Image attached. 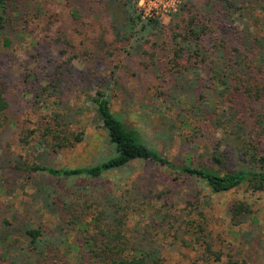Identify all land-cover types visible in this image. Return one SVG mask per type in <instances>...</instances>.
I'll use <instances>...</instances> for the list:
<instances>
[{
	"label": "trees",
	"instance_id": "trees-1",
	"mask_svg": "<svg viewBox=\"0 0 264 264\" xmlns=\"http://www.w3.org/2000/svg\"><path fill=\"white\" fill-rule=\"evenodd\" d=\"M136 3L103 0L113 38L126 45V54L139 55L152 64L151 50L164 35L165 25L159 18L141 19ZM10 5L13 0H0V28L8 20ZM214 22L227 31L215 33ZM167 26L170 56L166 65L155 66L154 70L163 81H171L167 98L173 105L187 103L193 112L190 119L204 117L220 131L208 161L198 165L170 161L111 110L109 94L103 88L86 94L85 103L76 108L63 104L58 98L66 88L64 75L70 71L50 64L45 79H36L32 93V104L42 115L36 141L44 151L36 154L38 162L16 159L13 166L25 174L31 192L22 212L16 209L0 220V257L4 264H47L60 258L64 249L78 252V256L86 253L95 264H169L155 239L138 237L136 232L126 234V205L95 185L104 175L134 160L165 165L187 179L201 181L213 194L239 187L254 193L264 191V113L253 114L247 126L229 104L236 97L256 104L263 98L264 0H204L200 7L194 0H185ZM86 103L92 111L90 124L104 131L107 153L80 166L49 164L46 153H59L84 139ZM8 107L0 75V131L6 124ZM71 124L80 128L73 130ZM230 155L238 161V167L232 170L226 168L232 160ZM71 180L78 183L71 192L74 200L60 196L56 185ZM208 203L197 200V205ZM197 211L203 216L202 210ZM228 211L233 224L255 218L250 204L244 201L234 202ZM89 213L90 218L85 220ZM188 224L195 227L192 220ZM197 231V240L202 239L216 264H242L231 259L219 262L221 254L211 249L204 228L198 225Z\"/></svg>",
	"mask_w": 264,
	"mask_h": 264
},
{
	"label": "rangeland",
	"instance_id": "rangeland-1",
	"mask_svg": "<svg viewBox=\"0 0 264 264\" xmlns=\"http://www.w3.org/2000/svg\"><path fill=\"white\" fill-rule=\"evenodd\" d=\"M194 2L198 7L204 4V0ZM8 9V20L0 28V75L9 102L7 121L0 131V220L16 209L22 212L31 192L25 174L13 166L16 159L38 162L36 154L44 151L36 141L42 115L32 104V93L36 79H45L50 64L70 71L64 75L66 88L58 98L63 104L76 108L85 103L86 94L103 88L109 94L111 110L170 161L193 165L208 161L220 131L204 117L190 119L193 112L187 103L173 105L167 98L171 81H163L154 70L169 59L167 25L176 10L159 18L165 25L164 35L151 50L155 60L151 64L149 59L126 54V45L113 38L103 0H13ZM212 29L215 33L227 31L217 22ZM229 104L247 126L253 114L264 113V95L257 104L242 97ZM85 106L88 108V103ZM86 112L84 139L59 153H46L49 164L80 166L107 153L103 129L91 125L88 116L92 111L88 108ZM71 127L80 128L75 124ZM261 145L264 147V136ZM229 157L232 160L226 168H237L236 157ZM77 184L76 180L56 182L59 195L72 200L71 192ZM95 185L126 205V234L136 232L138 237L155 239L169 264L217 263L205 251L202 239L197 240L198 225L207 233L211 249L221 254L219 262L231 259L242 264H264V191L254 193L239 187L213 194L201 181L147 160H134L104 175ZM198 199L209 203L197 205ZM239 200L250 204L255 218L233 224L228 210ZM199 209L203 216L198 214ZM59 257L47 264H95L86 253L78 256V252L64 249ZM0 264H4L1 257Z\"/></svg>",
	"mask_w": 264,
	"mask_h": 264
},
{
	"label": "built area",
	"instance_id": "built-area-1",
	"mask_svg": "<svg viewBox=\"0 0 264 264\" xmlns=\"http://www.w3.org/2000/svg\"><path fill=\"white\" fill-rule=\"evenodd\" d=\"M182 0H137L136 10L141 19L160 18L176 10Z\"/></svg>",
	"mask_w": 264,
	"mask_h": 264
}]
</instances>
